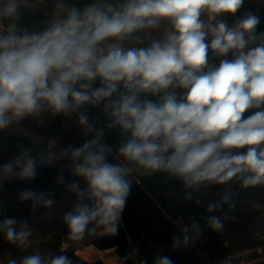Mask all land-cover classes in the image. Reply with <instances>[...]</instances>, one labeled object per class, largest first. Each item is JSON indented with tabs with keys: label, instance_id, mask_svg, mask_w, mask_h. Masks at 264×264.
<instances>
[{
	"label": "clouds",
	"instance_id": "9594fccd",
	"mask_svg": "<svg viewBox=\"0 0 264 264\" xmlns=\"http://www.w3.org/2000/svg\"><path fill=\"white\" fill-rule=\"evenodd\" d=\"M244 2L60 4L48 27L37 32L20 23L28 0H0V128L45 108L68 114L108 101L114 123L129 135L119 148L129 164L167 170L190 186L237 177L244 186L264 184V31H258L257 14L237 17ZM225 17L235 19L229 24ZM162 21V38L146 47H123L134 33ZM108 151L95 140L72 151L79 161L75 174L87 181L95 201L66 215L73 239L91 221L110 224L124 206L131 169L109 162ZM34 174L29 159L20 175ZM15 223L5 220L6 238L22 243L28 233H18ZM213 227H221L215 218ZM22 264L42 260L36 254ZM50 264L70 261L57 256Z\"/></svg>",
	"mask_w": 264,
	"mask_h": 264
},
{
	"label": "trees",
	"instance_id": "16d2710c",
	"mask_svg": "<svg viewBox=\"0 0 264 264\" xmlns=\"http://www.w3.org/2000/svg\"><path fill=\"white\" fill-rule=\"evenodd\" d=\"M90 2L28 0V7L21 8L20 23L30 31H43L59 11L58 5L81 7ZM245 12L257 14L258 31H264V0H245L237 17ZM225 18L229 24L235 19ZM165 27L162 21L156 28L138 31L122 45L146 47L162 38ZM99 84L97 80L93 86ZM107 103L84 105L68 114L45 108L0 128V264H22L36 254L42 264L57 256L67 257L70 264H91L78 253L89 244L107 250L115 247L121 264H160L164 258L170 264H193L174 253L188 248L196 250L201 264H264V184L244 186L243 178L237 177L224 184L190 186L167 170L129 164L119 153L129 135L114 123ZM93 140L110 149L109 162L131 169L126 174L129 192L117 222L99 225L96 220L81 238L73 239L66 215L75 214L79 205L91 208L95 201L90 199L87 181L75 174L79 161L72 151ZM29 159L35 174L23 177L20 173ZM7 165L10 171L5 170ZM27 192L35 195L25 198ZM213 218L220 228L213 227ZM7 219L15 220L18 233H28L22 243L7 240ZM108 226L115 230L96 234Z\"/></svg>",
	"mask_w": 264,
	"mask_h": 264
},
{
	"label": "rangeland",
	"instance_id": "374dc122",
	"mask_svg": "<svg viewBox=\"0 0 264 264\" xmlns=\"http://www.w3.org/2000/svg\"><path fill=\"white\" fill-rule=\"evenodd\" d=\"M95 222L96 220L91 221L89 224L93 226ZM110 230H111V226L102 227L96 232V234H102ZM78 253L81 256V258L88 260L91 264H93L96 260H100L102 264H121L120 257L116 253V248L108 249V250L100 249L97 247H92V245L89 244L79 249Z\"/></svg>",
	"mask_w": 264,
	"mask_h": 264
},
{
	"label": "water",
	"instance_id": "95a60500",
	"mask_svg": "<svg viewBox=\"0 0 264 264\" xmlns=\"http://www.w3.org/2000/svg\"><path fill=\"white\" fill-rule=\"evenodd\" d=\"M63 249L65 248V246L62 247ZM174 253L180 257V258H184L190 262H192L193 264H201V260L196 252V250L188 248L185 251H180V250H174Z\"/></svg>",
	"mask_w": 264,
	"mask_h": 264
},
{
	"label": "crops",
	"instance_id": "0c3cea01",
	"mask_svg": "<svg viewBox=\"0 0 264 264\" xmlns=\"http://www.w3.org/2000/svg\"><path fill=\"white\" fill-rule=\"evenodd\" d=\"M92 245V247H96V246H94L93 244H91ZM113 248H115V247H112V248H108V249H113Z\"/></svg>",
	"mask_w": 264,
	"mask_h": 264
},
{
	"label": "built area",
	"instance_id": "2783aa9c",
	"mask_svg": "<svg viewBox=\"0 0 264 264\" xmlns=\"http://www.w3.org/2000/svg\"><path fill=\"white\" fill-rule=\"evenodd\" d=\"M115 222H117V220Z\"/></svg>",
	"mask_w": 264,
	"mask_h": 264
}]
</instances>
